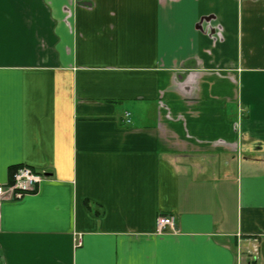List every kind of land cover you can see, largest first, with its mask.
Segmentation results:
<instances>
[{"label":"crops","instance_id":"obj_1","mask_svg":"<svg viewBox=\"0 0 264 264\" xmlns=\"http://www.w3.org/2000/svg\"><path fill=\"white\" fill-rule=\"evenodd\" d=\"M20 164L0 264H264V0H0Z\"/></svg>","mask_w":264,"mask_h":264},{"label":"built area","instance_id":"obj_2","mask_svg":"<svg viewBox=\"0 0 264 264\" xmlns=\"http://www.w3.org/2000/svg\"><path fill=\"white\" fill-rule=\"evenodd\" d=\"M128 114L125 113V116ZM241 115V109L238 108V116ZM129 122V119H126ZM10 182L0 184V199H18L26 194L36 190L37 185L45 178L42 171H35L29 165L20 164L12 172ZM175 216L173 214L158 215L155 221V232L163 233L170 228L175 230ZM75 245L81 244V234L77 233L74 236Z\"/></svg>","mask_w":264,"mask_h":264},{"label":"trees","instance_id":"obj_3","mask_svg":"<svg viewBox=\"0 0 264 264\" xmlns=\"http://www.w3.org/2000/svg\"><path fill=\"white\" fill-rule=\"evenodd\" d=\"M17 167H18V165L13 166L12 168H10V171H11V170L14 171Z\"/></svg>","mask_w":264,"mask_h":264}]
</instances>
